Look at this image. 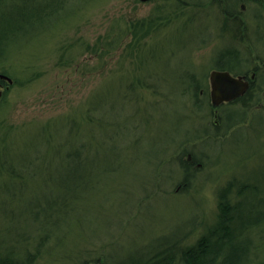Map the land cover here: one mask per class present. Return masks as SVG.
<instances>
[{"label":"rangeland","instance_id":"obj_1","mask_svg":"<svg viewBox=\"0 0 264 264\" xmlns=\"http://www.w3.org/2000/svg\"><path fill=\"white\" fill-rule=\"evenodd\" d=\"M50 13L0 64L12 80L0 85V170L21 173H0V253L182 264L229 225L248 243L242 264H264V0H65ZM217 66L256 72L248 103L220 106L218 131L206 95ZM64 142L84 146L80 171L57 153Z\"/></svg>","mask_w":264,"mask_h":264},{"label":"trees","instance_id":"obj_2","mask_svg":"<svg viewBox=\"0 0 264 264\" xmlns=\"http://www.w3.org/2000/svg\"><path fill=\"white\" fill-rule=\"evenodd\" d=\"M64 1L65 0H52L50 2H42L41 0H0V64L1 61H3L6 58L7 55L6 53L9 50V47L13 45V43L20 44L22 41H28L27 39H30V37L34 33L38 34L39 31L42 30L40 28L43 26V23L47 20L46 17L48 14V8L51 9L50 14H52V12H54V9L56 8L58 9V7H60L64 3ZM50 20L51 19L48 18L49 22ZM217 68L225 69L226 67L217 66ZM1 73L6 74L5 71L3 70L0 72V74ZM0 85H8V89L10 87L9 84L3 79L2 80L0 79ZM8 89L2 91L1 93L2 96L0 97L1 100L7 96L6 94L8 93ZM247 94L246 96L244 95L240 98L241 104H246L250 101L251 96L249 97ZM209 104L210 107H212L211 102H209ZM219 123L221 124L220 120ZM218 124L217 125L213 124V128L216 131H218L220 127ZM44 129L45 128H42L41 130ZM81 145L82 144L70 145L67 142H64L63 144L58 143V145H54L55 147H57L56 150L57 153L61 152L60 155H62L65 158L66 162L69 163L71 162L70 163L71 172L80 171L82 167L85 166L84 164L85 161L81 162V159L80 160L75 159V158H80V156L84 154L83 153L84 146L81 147ZM46 150L47 149L44 148L43 152H45ZM188 154H191V157L194 158L192 156V153L188 152ZM37 156L38 155L36 154V157ZM3 159L5 160L7 158L4 157ZM195 160H193V162H191L187 158L185 160H182L184 169L188 171L189 169L194 167ZM6 161H2L1 163L3 169L6 170L8 175L11 174L12 177L14 178H17V176L21 175V173H19L13 168L12 163L9 164L8 160ZM197 164H199V162ZM4 170H0V173H3ZM187 176L188 173L185 176L186 179ZM83 181L84 178L79 177V180L73 186L74 187L78 186V188L81 189V185ZM223 215L224 216L226 215L225 218L224 216L222 217V219L224 218L225 220L227 218V213L224 212ZM261 218L262 216L259 217L260 220ZM236 219L237 218L235 216L234 218L231 217L229 222L233 223L234 225ZM240 220L242 226L244 225L247 226L249 225V222L252 221L248 219L244 221L242 220V217L240 218ZM221 227L222 230L224 231L222 235H216L214 231L211 234V237L213 238L216 237L217 240H212L213 238H211L210 235L208 234L205 237H203L196 245L187 249L186 252L184 251L181 259L182 264H219L218 263L219 260H220V264H242L245 260L247 262L248 258L244 257V254L247 251V256H248V252H249V246L247 245L248 243L237 241L238 238L240 237L239 233H238V237L237 238L235 237L236 239H234V237L230 233L231 228H229L230 227L229 225H223ZM35 254L36 253L34 252L31 254H25L24 258H17L11 255L10 252L7 254L0 253V264H31V262L34 260V256H36ZM167 256L168 255H166V257ZM166 257L165 258L162 257L159 259V261L150 264H168V263L172 264V260L167 263ZM246 262L244 264H246Z\"/></svg>","mask_w":264,"mask_h":264},{"label":"water","instance_id":"obj_3","mask_svg":"<svg viewBox=\"0 0 264 264\" xmlns=\"http://www.w3.org/2000/svg\"><path fill=\"white\" fill-rule=\"evenodd\" d=\"M0 79L5 80L9 85H12V80L6 74L1 73ZM210 81L212 86L211 104L215 107L222 102L229 101L230 99L237 97L239 94L243 93V91L248 86L245 82L240 81L239 78L236 79L232 77L228 72L219 70H213L210 72ZM233 83H237L239 84V86L235 89H232L228 84Z\"/></svg>","mask_w":264,"mask_h":264},{"label":"flooded vegetation","instance_id":"obj_4","mask_svg":"<svg viewBox=\"0 0 264 264\" xmlns=\"http://www.w3.org/2000/svg\"><path fill=\"white\" fill-rule=\"evenodd\" d=\"M241 7L243 8L244 6H243V4L241 5ZM225 12L226 13H228L229 14V12L230 11H227V10H225ZM224 12V13H225ZM231 13H233V12H231ZM236 14H238V13H236ZM235 14V15H236ZM230 16H232L231 14H229ZM232 16V17H236V16ZM228 61V60H227ZM227 61H225V63H227ZM225 67V66H224ZM227 67V66H226ZM217 70H219V71H223V72H228L229 74H231V76L232 77H234V78H236V79H238L239 78V80L240 81H243V82H245L246 83V85H248L247 86V88H246V90L243 92V93H241V94H239L238 95V97H235V98H233V99H230L229 101H225V102H222V103H220V104H218V106H213L212 104H211V108H212V110H213V112H214V114H213V118H214V120H213V124L214 125H217L218 124V118H217V113H218V110H219V108H220V106L221 105H225V104H227V105H229L230 103H237L238 102V100H240V98L242 97V96H244L248 91H249V93H250V91H251V89H253L254 87L253 86H255V80H256V72H251L250 73V75H248V74H243V75H240V74H238V75H234V74H232L231 72H230V70H229V68H227V69H217ZM217 70H215V71H217ZM232 89L234 88H236V87H238L239 86V84H237V83H233V84H228ZM211 89H212V86H211V81H210V76H209V83H208V89H207V96L210 98V102H211ZM245 93V94H244ZM244 94V95H243ZM262 94L264 95V91L262 92ZM187 159H189L191 162H193V158L191 157V154H190V156H189V154H188V157H187Z\"/></svg>","mask_w":264,"mask_h":264},{"label":"clouds","instance_id":"obj_5","mask_svg":"<svg viewBox=\"0 0 264 264\" xmlns=\"http://www.w3.org/2000/svg\"><path fill=\"white\" fill-rule=\"evenodd\" d=\"M200 196L208 204L209 208H214L217 200L216 184L212 181H206L200 189Z\"/></svg>","mask_w":264,"mask_h":264}]
</instances>
